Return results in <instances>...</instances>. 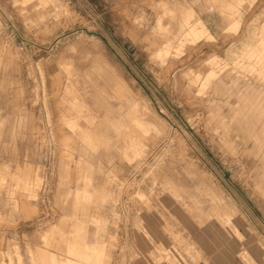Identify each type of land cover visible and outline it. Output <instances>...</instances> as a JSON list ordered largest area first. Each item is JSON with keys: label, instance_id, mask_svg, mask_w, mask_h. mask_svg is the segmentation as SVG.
<instances>
[{"label": "rangeland", "instance_id": "obj_1", "mask_svg": "<svg viewBox=\"0 0 264 264\" xmlns=\"http://www.w3.org/2000/svg\"><path fill=\"white\" fill-rule=\"evenodd\" d=\"M263 58L264 0H0V264H264Z\"/></svg>", "mask_w": 264, "mask_h": 264}, {"label": "bare ground", "instance_id": "obj_2", "mask_svg": "<svg viewBox=\"0 0 264 264\" xmlns=\"http://www.w3.org/2000/svg\"><path fill=\"white\" fill-rule=\"evenodd\" d=\"M200 28H203V27H200ZM199 27L198 28H195L194 30H192V34H197L199 32H202V29H200ZM263 64H264V58L262 60Z\"/></svg>", "mask_w": 264, "mask_h": 264}]
</instances>
